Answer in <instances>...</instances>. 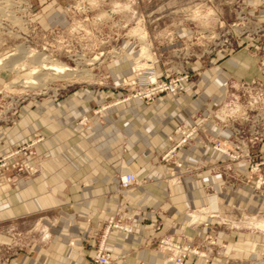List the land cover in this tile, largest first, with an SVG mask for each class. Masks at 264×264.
<instances>
[{"label": "rangeland", "instance_id": "obj_1", "mask_svg": "<svg viewBox=\"0 0 264 264\" xmlns=\"http://www.w3.org/2000/svg\"><path fill=\"white\" fill-rule=\"evenodd\" d=\"M239 9L249 15L250 30L256 24L264 25V4L258 0H6L0 11V62H5L0 66V128H15L21 136L12 149L0 156V170L18 174L30 171L49 188L52 182L45 163V167L59 161L76 165L79 128L86 130L91 117L102 118L135 100L149 106L163 97L174 98L199 71L242 48L248 49L264 77L259 65L264 59V37L238 33ZM11 58L15 61L12 64ZM54 66L76 72L69 76L50 75L45 69ZM152 77L177 81L175 95L162 94L147 102L143 96L150 90ZM255 79L262 81L231 80L222 85V98L213 117L227 132L205 145L215 157L222 156L214 149L216 140L228 137L230 125L238 122L233 95L240 91L241 83ZM36 81L41 86L33 85ZM83 97L89 98V112L70 116L72 110H65L67 103ZM65 118L68 120L64 125ZM33 123L37 125L35 131L24 134ZM193 125L197 127L195 134L202 130L201 122H185L170 131L160 154L161 163L182 167L177 163L178 151L191 144L195 134L176 148L175 130H188ZM65 128L70 130L64 136ZM260 146L248 148L250 159L238 162L223 155L229 161L222 171L224 187L233 191L239 187L251 193L256 209L231 202L221 209L184 212L183 222L192 234H181L179 240L164 235L155 244L165 264L167 253L160 244L164 240L187 248L183 264L188 260L192 264L256 263L248 251L243 259L231 257L239 237L252 244L259 260H264V151ZM12 157L16 161L11 162ZM232 165H241L246 172L236 175ZM125 173L130 171L124 169L121 175ZM159 229L158 225L154 227L155 231ZM13 234L17 236L18 232ZM6 247L0 245V264H13V258L26 251L27 240L21 238Z\"/></svg>", "mask_w": 264, "mask_h": 264}, {"label": "crops", "instance_id": "obj_2", "mask_svg": "<svg viewBox=\"0 0 264 264\" xmlns=\"http://www.w3.org/2000/svg\"><path fill=\"white\" fill-rule=\"evenodd\" d=\"M252 78L264 82L256 60L242 48L199 71L174 98L163 97L149 106L135 100L102 118L91 117L86 130L79 128L78 163L59 161L48 167L45 163L52 182L49 188L30 171L0 170V245L9 247L21 238L27 240L26 251L18 253L13 264H88L103 237L110 264H165L155 244L164 235L179 240L181 234H192L183 222L184 212L221 209L231 202L246 203L255 210L251 193L224 187L222 171L228 159L215 157L205 148L209 140L227 132L213 117L222 98V85ZM88 99L67 103L65 110H72L73 117L83 115L90 110ZM185 122H201L202 130L178 151L177 163L182 167L161 163L167 136ZM36 126L33 123L24 134L35 131ZM62 130L64 136L69 134V128ZM20 136L15 128H0V156L12 149ZM260 150L264 151V139ZM231 168L236 175L246 172L241 165ZM124 169L135 177V183L125 190L119 184ZM116 222L132 231L107 228ZM233 248L232 258L243 259L248 251L254 264H264L255 247L241 237Z\"/></svg>", "mask_w": 264, "mask_h": 264}, {"label": "built area", "instance_id": "obj_3", "mask_svg": "<svg viewBox=\"0 0 264 264\" xmlns=\"http://www.w3.org/2000/svg\"><path fill=\"white\" fill-rule=\"evenodd\" d=\"M264 4V0H258ZM244 1H241V6ZM254 7H259L258 5ZM248 14L239 9L237 14V28L240 35H259L264 37V25L256 24L251 30L248 28ZM264 48V42L262 44ZM260 71L264 74V59L259 63ZM176 82L158 81L156 78H150L149 92L143 96L148 102L154 97L169 94L175 95L177 91ZM240 91L233 95L235 112L238 115V122L230 125L228 137L224 139H217L215 143V150L228 157L231 161L238 162L242 159H250L248 148L256 149L261 145L264 139V83L255 79L250 83H241ZM232 99V100H233ZM224 123V122H223ZM197 130L196 126H191L188 130L177 128L175 133L178 136V141L175 147L179 148L185 142L190 141ZM175 148V149H176ZM174 148L169 152L171 153ZM168 153V155H169ZM166 156V158L168 157ZM135 183V177L132 173L119 175V184L121 189H128ZM108 229H118L129 233L130 229L119 225L117 223H110ZM162 248L167 253L166 264H183L188 257V250L180 245H177L171 240L161 241ZM111 255L104 249V237L99 242V246L95 254L90 257L88 264H110ZM146 264V263H140Z\"/></svg>", "mask_w": 264, "mask_h": 264}, {"label": "bare ground", "instance_id": "obj_4", "mask_svg": "<svg viewBox=\"0 0 264 264\" xmlns=\"http://www.w3.org/2000/svg\"><path fill=\"white\" fill-rule=\"evenodd\" d=\"M6 4V0H0V11L1 12H3V9H4V5ZM0 12V13H1ZM19 50V49H18ZM9 58L10 57H8L7 58V60L9 61ZM5 59V58H4ZM4 59H2V60H4ZM16 59V58H15ZM13 62H15L14 61V58L12 59H10V64H12ZM5 64V62H0V66L1 65H4ZM45 69V68H44ZM42 70V69H41ZM45 70H48V71H50L52 74H50V73H48V74H50V75H58V74H64V76H69L71 73H74V72H76V70H70V69H65V70H63L62 69V67H58V66H54V67H48L47 69H45ZM64 71H67V73H64ZM40 72V71H39ZM41 73V72H40ZM39 76V75H38ZM46 76H47V74H46ZM43 77H45V76H43ZM37 81H39L40 83H42V79H38ZM36 81V84H33V85H36V86H41V84L39 83V82H37ZM23 83H25V82H23ZM40 84V85H39ZM126 174V173H125ZM124 174V175H125ZM261 228H263L264 229V225L263 226H261Z\"/></svg>", "mask_w": 264, "mask_h": 264}]
</instances>
